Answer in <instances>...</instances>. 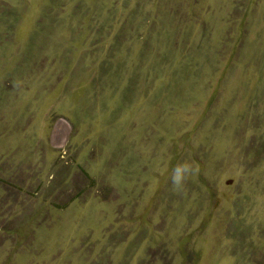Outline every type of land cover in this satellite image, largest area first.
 <instances>
[{
    "label": "rangeland",
    "instance_id": "1",
    "mask_svg": "<svg viewBox=\"0 0 264 264\" xmlns=\"http://www.w3.org/2000/svg\"><path fill=\"white\" fill-rule=\"evenodd\" d=\"M0 264H264V0H0Z\"/></svg>",
    "mask_w": 264,
    "mask_h": 264
},
{
    "label": "clouds",
    "instance_id": "2",
    "mask_svg": "<svg viewBox=\"0 0 264 264\" xmlns=\"http://www.w3.org/2000/svg\"><path fill=\"white\" fill-rule=\"evenodd\" d=\"M176 179H177V178H176L175 176H173V181H174V183L176 182Z\"/></svg>",
    "mask_w": 264,
    "mask_h": 264
}]
</instances>
